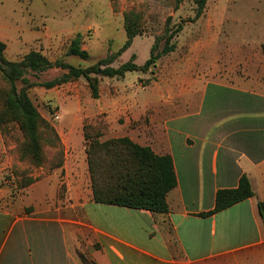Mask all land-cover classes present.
Returning <instances> with one entry per match:
<instances>
[{
	"label": "crops",
	"instance_id": "crops-1",
	"mask_svg": "<svg viewBox=\"0 0 264 264\" xmlns=\"http://www.w3.org/2000/svg\"><path fill=\"white\" fill-rule=\"evenodd\" d=\"M244 70L236 76L253 85L222 72L170 85L153 101L123 87L104 95L103 138L127 136L172 157L169 211L94 201L84 136L68 131L70 161L59 169L67 194L56 193L57 169L20 187L0 182V264H264V68L256 77ZM243 175L252 197L201 215Z\"/></svg>",
	"mask_w": 264,
	"mask_h": 264
},
{
	"label": "rangeland",
	"instance_id": "rangeland-1",
	"mask_svg": "<svg viewBox=\"0 0 264 264\" xmlns=\"http://www.w3.org/2000/svg\"><path fill=\"white\" fill-rule=\"evenodd\" d=\"M131 10L141 14L143 31L116 59L114 67L127 62L133 54L135 63L144 65L156 38L159 46L155 54H158L170 34H173L174 50L160 56L146 71L128 72L123 78L100 77L98 98L92 96L84 78L52 88L42 85L60 77L65 72L63 69L29 71L26 77L36 83L28 90L29 96L55 128L58 138L47 135L45 164L34 166L21 159L23 134L15 122H2L0 102V182L20 187L29 180L39 182L55 169H61L70 161L65 153L68 131L83 136L85 133L100 142L107 140L103 138L107 125L101 118L102 99L118 87L137 94L136 98L146 94L153 101L166 97L168 86L199 75L216 78L224 73L236 82L253 85L236 74L244 73L245 64L254 74L256 71L254 77L264 68L261 48L264 0H208L199 18L195 17L193 0H183L178 7L173 0H0V39L7 45L5 58L20 61L35 50L52 61L62 60L83 67L92 65L123 46L127 37L125 13ZM78 33L82 35V47L90 54L88 59L66 55ZM5 86L0 76V89ZM150 113L155 114V110L152 108ZM87 143L84 140L85 152ZM64 174L59 170L56 192L59 196L68 193L66 182H62Z\"/></svg>",
	"mask_w": 264,
	"mask_h": 264
},
{
	"label": "trees",
	"instance_id": "trees-1",
	"mask_svg": "<svg viewBox=\"0 0 264 264\" xmlns=\"http://www.w3.org/2000/svg\"><path fill=\"white\" fill-rule=\"evenodd\" d=\"M183 0H173L175 7ZM196 4L195 17L199 18L208 0H193ZM181 29V26H179ZM124 28L126 41L118 52H112L96 63L83 67L66 61H52L42 53L32 50L20 61L5 58L6 43L0 39V76L5 87L0 89L2 103V122H15L24 141L20 148V158L28 160L34 166L46 163L45 141L47 135L58 138L55 128L41 115L29 96L28 90L36 83L26 77L29 71L45 72L50 69H63L65 72L53 80L43 83L52 88L62 83L84 78L92 96L100 95V77L123 78L128 72L146 71L155 64L160 56L174 50L171 43L173 34L168 35L162 51L155 54L159 46L156 38L151 48V56L144 65L135 63L136 55L119 66L112 64L132 45L133 39L142 33V16L134 10L125 13ZM179 29V30H180ZM264 54V44L261 46ZM68 56L90 57L82 47V35L78 33L68 46ZM20 82V87L17 86ZM46 136V137H45ZM84 140L89 145L86 151L88 171L90 174L93 200L99 203L145 209L153 213H167L168 193L177 186V177L170 155H157L148 146H142L129 137L110 138L99 141L84 133ZM59 167V166H58ZM32 180L27 182L28 185ZM254 195L250 179L243 175L237 188L221 189L216 195L215 208L202 216L211 215ZM259 213L264 220V201L258 204Z\"/></svg>",
	"mask_w": 264,
	"mask_h": 264
}]
</instances>
